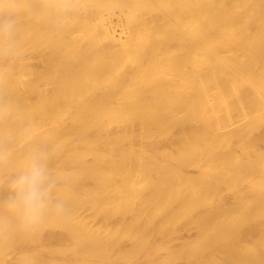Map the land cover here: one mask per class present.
<instances>
[{"label":"bare ground","instance_id":"bare-ground-1","mask_svg":"<svg viewBox=\"0 0 264 264\" xmlns=\"http://www.w3.org/2000/svg\"><path fill=\"white\" fill-rule=\"evenodd\" d=\"M46 2L0 7V198L47 147L72 215L0 213V264H264V0Z\"/></svg>","mask_w":264,"mask_h":264},{"label":"clouds","instance_id":"clouds-1","mask_svg":"<svg viewBox=\"0 0 264 264\" xmlns=\"http://www.w3.org/2000/svg\"><path fill=\"white\" fill-rule=\"evenodd\" d=\"M3 6L4 0H0V7ZM80 7L78 0H47L39 9L24 11L29 14L40 11L53 25L63 27L73 22ZM16 24L15 11L0 13V42L3 43L0 51L8 56L16 53ZM55 156V149L47 147H35L28 153L23 165L7 181L6 194L0 198V213L33 228L50 216L71 217L69 201L59 195L66 189L67 178L52 171Z\"/></svg>","mask_w":264,"mask_h":264}]
</instances>
